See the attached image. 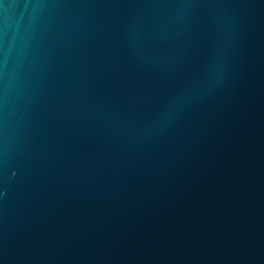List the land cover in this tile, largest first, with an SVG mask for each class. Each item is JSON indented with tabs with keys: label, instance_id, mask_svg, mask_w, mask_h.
I'll list each match as a JSON object with an SVG mask.
<instances>
[{
	"label": "water",
	"instance_id": "water-1",
	"mask_svg": "<svg viewBox=\"0 0 264 264\" xmlns=\"http://www.w3.org/2000/svg\"><path fill=\"white\" fill-rule=\"evenodd\" d=\"M0 264H264V0H0Z\"/></svg>",
	"mask_w": 264,
	"mask_h": 264
}]
</instances>
